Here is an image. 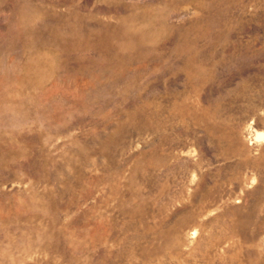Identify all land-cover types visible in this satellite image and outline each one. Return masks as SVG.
I'll use <instances>...</instances> for the list:
<instances>
[{
  "label": "rangeland",
  "instance_id": "obj_1",
  "mask_svg": "<svg viewBox=\"0 0 264 264\" xmlns=\"http://www.w3.org/2000/svg\"><path fill=\"white\" fill-rule=\"evenodd\" d=\"M0 264H264V0H0Z\"/></svg>",
  "mask_w": 264,
  "mask_h": 264
}]
</instances>
